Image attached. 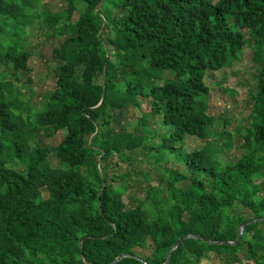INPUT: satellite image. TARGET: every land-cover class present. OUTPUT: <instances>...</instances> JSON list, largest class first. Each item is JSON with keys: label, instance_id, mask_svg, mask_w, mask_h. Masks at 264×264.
<instances>
[{"label": "trees", "instance_id": "16d2710c", "mask_svg": "<svg viewBox=\"0 0 264 264\" xmlns=\"http://www.w3.org/2000/svg\"><path fill=\"white\" fill-rule=\"evenodd\" d=\"M56 1L52 11L41 0H0V264H111L121 255L115 264H163L188 235L167 264L207 254L264 264V0ZM36 25L60 39L51 52L60 88L38 109L16 88L31 91L25 44ZM245 36L258 69L243 153L229 159V132H213L221 145L208 140L204 80L238 60ZM145 102L136 135L129 111ZM63 130L57 145L44 144ZM189 137L203 147L184 152ZM137 149L162 185L147 183L144 197L128 173H109Z\"/></svg>", "mask_w": 264, "mask_h": 264}, {"label": "rangeland", "instance_id": "374dc122", "mask_svg": "<svg viewBox=\"0 0 264 264\" xmlns=\"http://www.w3.org/2000/svg\"><path fill=\"white\" fill-rule=\"evenodd\" d=\"M216 1V0H212ZM43 6L49 7L54 11L60 4L56 0H41ZM76 16L73 18L75 19ZM246 38V36H245ZM60 39L55 36L50 30L43 29L37 25L33 27L31 35L25 44L31 53L32 57L29 61L31 69L30 78L32 81L31 91L27 90V86L16 85L17 90L22 95L24 101L29 100L30 105L38 109L44 103L48 93L57 91L60 87L56 85V80L53 77L52 70L55 63L51 59V52L58 47ZM264 51V47H263ZM258 65L251 58V49L246 38V44L241 51L237 61L232 62L229 66L212 72L207 75L204 82L209 88V95L207 100L206 114L214 119L212 126L209 128L208 140L213 143L221 145L222 140L213 137V132L227 131L231 134V147L223 148V156L229 159L241 155L243 153L242 133L244 129L250 125V109L251 103L249 95L255 90V73ZM150 107L145 102L139 110L129 111V126L127 130L139 135L143 132V127L140 123L142 114H149ZM203 121V120H201ZM200 121V122H201ZM226 121L225 124H223ZM151 129L159 134L164 132V128L157 125L156 120L151 118ZM118 130V129H117ZM66 131H60L51 137L42 138L46 146H55L65 136ZM158 143L157 137L152 138L147 147H151ZM182 149L186 153L197 151L203 147V142L189 137L182 143ZM264 150V149H263ZM262 153L264 154V151ZM147 150H134L129 154L131 162H119V166L113 167L109 171L110 174H129V179L137 181L134 185L131 180L132 191L136 192L138 197H144L143 189L147 188V183L152 186H157V171L152 168L153 159L147 155ZM117 157H113V162ZM50 164L53 167H63L58 160L50 159ZM171 168L180 173L185 172L184 165L181 162H171ZM255 182L263 181L261 178H255ZM160 190L162 185L157 186ZM264 197V194H261ZM123 202L127 203V197H123ZM198 264H217L216 259L212 254H207L206 258L200 260Z\"/></svg>", "mask_w": 264, "mask_h": 264}, {"label": "water", "instance_id": "95a60500", "mask_svg": "<svg viewBox=\"0 0 264 264\" xmlns=\"http://www.w3.org/2000/svg\"><path fill=\"white\" fill-rule=\"evenodd\" d=\"M258 222H259V221H258ZM249 223H250V222H245V223L241 224V226L239 227V234H238V237H237V239H236L234 242H232V243L224 242V244H235V243L239 240V238H240V236H241V234H242V232H243L244 227H245L247 224H249ZM188 237H192V236H191V235L185 236V237H183V238L177 240V241L171 246V248H170V250H169V253L166 255V258H165V261H164L163 264H167L168 259H169L170 252L176 247V245H177L181 240H183V239H185V238H188ZM194 237L197 238L198 236H194ZM125 256H127V255H121V256L117 257V258H116L111 264H115L117 261H119L121 258H123V257H125Z\"/></svg>", "mask_w": 264, "mask_h": 264}]
</instances>
